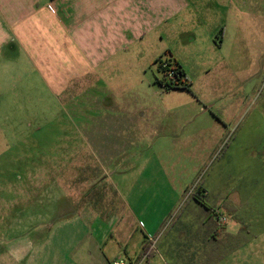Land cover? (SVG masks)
<instances>
[{"label": "crops", "instance_id": "crops-1", "mask_svg": "<svg viewBox=\"0 0 264 264\" xmlns=\"http://www.w3.org/2000/svg\"><path fill=\"white\" fill-rule=\"evenodd\" d=\"M183 2L0 0V100L9 94L13 102L19 100L20 82L15 81L14 70L18 63L26 64L29 73L57 99L66 91L81 95L87 87L98 88L99 67L113 57L116 35L120 41L116 46H124L129 35H141L145 17L171 14ZM234 5L235 20L249 17L264 22V0H250L247 9L243 7L248 2L243 0H235ZM251 35L257 38L250 48L259 62L264 28ZM225 37L226 32L220 31L212 37L213 43L222 47ZM107 77L106 73L109 85ZM187 81L191 92L180 91L192 93L193 83ZM158 83L163 93L173 92L164 87L163 80ZM93 96L91 102L96 105L98 96ZM227 98L234 101L236 94L219 100ZM197 101L199 108L186 111L139 112L147 120L139 127L138 142H94L88 147L97 151L94 162L82 159L79 152L73 160L60 162V171L70 164L83 166L78 168L84 173L82 180L91 186L75 205L71 203L73 215L65 223L73 227L75 236L58 239L56 252L32 260L37 264H112L122 259L137 264L149 245L154 251L150 264H226L229 257L240 262L241 250L235 251L233 245L243 237L248 221L242 223L239 213L244 207L264 212V131L251 120L245 127L238 126L249 116L241 97L231 117L211 112L210 100ZM207 104L213 105L207 108ZM8 111L14 115L13 109ZM124 113L130 117V112ZM232 142L236 145L233 157L222 161ZM136 143L142 152L137 158L125 157L123 151L137 148ZM118 157L120 168L112 171ZM259 174V189L243 193V185L253 186ZM217 214L228 216V223L220 225ZM247 235V245H259L257 233Z\"/></svg>", "mask_w": 264, "mask_h": 264}, {"label": "rangeland", "instance_id": "rangeland-1", "mask_svg": "<svg viewBox=\"0 0 264 264\" xmlns=\"http://www.w3.org/2000/svg\"><path fill=\"white\" fill-rule=\"evenodd\" d=\"M220 1L184 0L171 14L145 17L141 35H129L124 46H116L120 44L116 35L113 57L99 67L98 88L87 87L81 95L66 91L57 99L29 73L26 64L15 66L19 100L13 102L11 94L0 100V264H37L33 256L56 252L58 239L75 236L73 227L65 222L91 182H83L84 173L78 169L83 166L70 164L60 171V162L73 160L75 152L94 162L97 151L88 148L94 142H138L139 127L147 120L139 112L191 110L199 108L198 98H204L214 104L211 112L231 117L241 97L249 116L238 126L245 127L251 120L264 131V52L256 62L250 48L257 39L251 34L264 28V22L249 17L235 20L231 12L235 0H222L224 5ZM243 1L248 2L243 7L247 9L250 0ZM220 31L226 32L222 47L212 40ZM176 62L193 83L192 93L161 91L158 81L164 79L163 73L176 69ZM231 93L236 100H219ZM93 95L98 96L96 105L91 102ZM124 111L130 112L129 118ZM137 144V148L123 151L125 157H138ZM235 148L232 142L222 161L231 159ZM120 159L115 160L112 171L120 168ZM260 180L261 175H255L253 186L246 182L241 191L249 194L251 188L255 192ZM247 208L239 213L242 223L248 221L243 237L233 245L235 251L241 250V261L229 257L226 264H264V212ZM247 233L259 235L258 246L246 244Z\"/></svg>", "mask_w": 264, "mask_h": 264}, {"label": "trees", "instance_id": "trees-1", "mask_svg": "<svg viewBox=\"0 0 264 264\" xmlns=\"http://www.w3.org/2000/svg\"><path fill=\"white\" fill-rule=\"evenodd\" d=\"M161 62V60H157L156 61ZM164 74V87L166 89L172 90V89H182V90H186V91H190V85L186 79V74L185 71L183 70V68L180 66V64L178 62H176V69H175V76L178 78V82L177 83H173L172 81H170L168 79V74L166 75ZM195 198H197L198 200H201V196L199 197V194H195L194 195ZM147 255V258L145 259L143 264H150V261L154 255V251L150 248V246L148 245L147 247H145L144 251L141 254L140 259H143L145 256Z\"/></svg>", "mask_w": 264, "mask_h": 264}, {"label": "built area", "instance_id": "built-area-1", "mask_svg": "<svg viewBox=\"0 0 264 264\" xmlns=\"http://www.w3.org/2000/svg\"><path fill=\"white\" fill-rule=\"evenodd\" d=\"M168 79L170 81L174 80V82H178V78L175 76V70H171L170 73L168 74ZM217 220L220 225H226L228 223V217L225 214H217ZM147 258V255L143 258V260L140 263L137 264H143L145 259ZM112 264H128L127 261L125 260H116Z\"/></svg>", "mask_w": 264, "mask_h": 264}, {"label": "flooded vegetation", "instance_id": "flooded-vegetation-1", "mask_svg": "<svg viewBox=\"0 0 264 264\" xmlns=\"http://www.w3.org/2000/svg\"><path fill=\"white\" fill-rule=\"evenodd\" d=\"M173 83H177V82H174V80H172Z\"/></svg>", "mask_w": 264, "mask_h": 264}]
</instances>
